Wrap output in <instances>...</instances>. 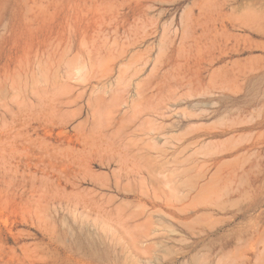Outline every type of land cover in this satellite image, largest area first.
<instances>
[{"label": "rangeland", "instance_id": "374dc122", "mask_svg": "<svg viewBox=\"0 0 264 264\" xmlns=\"http://www.w3.org/2000/svg\"><path fill=\"white\" fill-rule=\"evenodd\" d=\"M0 264H264V0H0Z\"/></svg>", "mask_w": 264, "mask_h": 264}, {"label": "bare ground", "instance_id": "6f19581e", "mask_svg": "<svg viewBox=\"0 0 264 264\" xmlns=\"http://www.w3.org/2000/svg\"><path fill=\"white\" fill-rule=\"evenodd\" d=\"M103 19H105V18H103ZM123 19L124 20H127L126 19V16H124L123 17ZM128 21V20H127ZM136 22V21H135ZM126 24V23H125ZM132 23H130V27L131 26H133V25H131ZM136 24H137V22H136ZM99 25H101V23L99 24ZM123 25V24H122ZM135 26V25H134ZM138 26V25H137ZM136 27V26H135ZM101 28V27H100ZM100 28H99V31H100ZM133 28V27H132ZM132 28H131V30H132ZM134 29V28H133ZM136 30H137V27L135 28ZM134 29V30H135ZM115 30V32L118 30V29H114ZM130 30V29H129ZM131 30H130V32H129V35H128V38H129V44H131L132 42H131V40L133 41V43L134 42H138V41H140L139 39L140 38H145L146 36H147V30H143V32H142V34L140 35L139 33H138V31H132L131 32ZM132 36H133V38H132ZM122 48L120 49V51H118V53H119V56L120 55H122L123 53H125L126 52V50H127V47H123V45L121 46ZM117 55V54H116ZM169 55V54H168ZM168 55H166L167 57V60L169 59V56ZM119 56H116L117 58L119 57ZM90 58H92V56H89ZM166 58L165 59H163V61L165 62V61H167L166 60ZM114 59H116V58H114ZM172 62V61H171ZM87 66H90L89 65V63H88V61L85 63ZM165 64V63H164ZM169 64V63H168ZM174 64V63H173ZM170 65H171V63H170ZM167 66V65H166ZM173 66V65H172ZM112 67V66H111ZM110 67V65L108 64V62L106 63V67H105V70L107 69H109V68H111ZM158 67V66H157ZM162 67H164V66H161V68ZM160 68V69H161ZM172 68V67H171ZM175 68V67H174ZM106 70V71H107ZM155 70H156V68H155ZM154 70V71H155ZM166 70H167V68H166ZM176 70V69H175ZM169 71V70H168ZM179 70H177V72L176 71H171L170 72V78H171V80H169V81H165V80H163V78H160L158 81H155V80H153V81H148L144 86H142V87H137V93L139 94V95H141V96H143V93L144 92H148V91H150V92H153V91H161L163 88H166V90L167 91H169V92H172V88H176L175 86H178L179 87V85H181L182 86V83L181 82H183V79L185 78V74H183V76H181L179 73L180 72H178ZM127 75H129V74H127ZM164 75V74H163ZM103 76V75H102ZM156 78H157V76H156ZM155 78V79H156ZM166 78V77H165ZM186 79V81L188 82L187 83V85L189 84V87L190 88H193V86H194V84L192 85V82L190 81V78H185ZM184 79V80H185ZM193 80V79H192ZM181 83V84H180ZM200 87V86H199ZM219 87H221V86H219ZM196 88V87H195ZM198 88V87H197ZM201 89H202V86H201ZM220 89H222V88H220ZM174 91V90H173ZM191 91V89L188 91V92H190ZM192 91H193V89H192ZM221 94V93H220ZM220 97V96H219ZM202 103H204V104H208L209 102H208V100H207V102H202ZM197 104H198V102H197ZM219 106H221V105H219ZM221 109V107H218V109H217V111L218 110H220ZM219 113V112H218ZM185 114V113H184ZM187 116V115H186ZM189 116V115H188ZM190 116H192V115H190ZM183 117H185L184 115H183ZM154 129V128H153ZM154 130H156V128L154 129ZM154 131H152V133H153ZM155 132H157V131H155ZM160 132V131H159ZM161 133V132H160ZM154 134V133H153ZM215 134L217 135V133L215 132ZM156 135H158L157 133H156ZM220 135V134H219ZM153 136V135H152ZM193 136V135H192ZM199 136V135H198ZM215 136V135H214ZM196 138H197V136H196ZM191 139H192V137H191ZM195 139V138H194ZM193 139V140H194ZM199 139H201V138H199ZM198 139V140H199ZM187 140H188V138H187ZM191 141V140H190ZM197 141V140H196ZM195 141V142H196ZM202 141V140H201ZM193 143H195L194 141H192Z\"/></svg>", "mask_w": 264, "mask_h": 264}]
</instances>
